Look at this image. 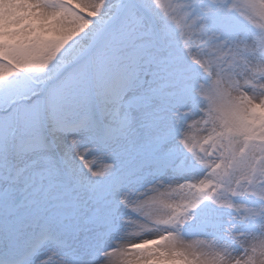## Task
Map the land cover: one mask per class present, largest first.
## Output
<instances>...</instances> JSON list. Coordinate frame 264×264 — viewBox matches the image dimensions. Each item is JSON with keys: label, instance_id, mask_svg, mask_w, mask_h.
I'll return each mask as SVG.
<instances>
[{"label": "snow or ice", "instance_id": "snow-or-ice-1", "mask_svg": "<svg viewBox=\"0 0 264 264\" xmlns=\"http://www.w3.org/2000/svg\"><path fill=\"white\" fill-rule=\"evenodd\" d=\"M0 264H264V0H0Z\"/></svg>", "mask_w": 264, "mask_h": 264}]
</instances>
